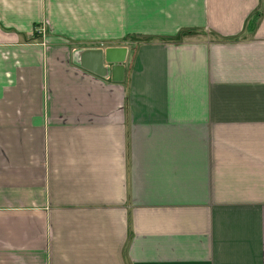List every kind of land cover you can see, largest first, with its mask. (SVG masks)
I'll return each instance as SVG.
<instances>
[{
    "label": "crops",
    "instance_id": "1",
    "mask_svg": "<svg viewBox=\"0 0 264 264\" xmlns=\"http://www.w3.org/2000/svg\"><path fill=\"white\" fill-rule=\"evenodd\" d=\"M0 264H264V0H0Z\"/></svg>",
    "mask_w": 264,
    "mask_h": 264
},
{
    "label": "water",
    "instance_id": "2",
    "mask_svg": "<svg viewBox=\"0 0 264 264\" xmlns=\"http://www.w3.org/2000/svg\"><path fill=\"white\" fill-rule=\"evenodd\" d=\"M126 47L89 48L81 52L82 65L101 76L111 72L114 81L124 80Z\"/></svg>",
    "mask_w": 264,
    "mask_h": 264
}]
</instances>
